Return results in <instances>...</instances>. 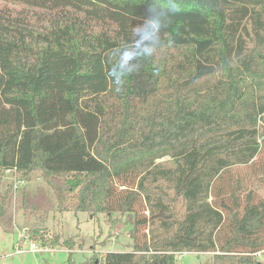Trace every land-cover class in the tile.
I'll use <instances>...</instances> for the list:
<instances>
[{"label": "trees", "instance_id": "obj_1", "mask_svg": "<svg viewBox=\"0 0 264 264\" xmlns=\"http://www.w3.org/2000/svg\"><path fill=\"white\" fill-rule=\"evenodd\" d=\"M0 2L23 7H0V175L19 207L52 211L18 186L40 171L59 212L124 216L129 251L85 264H261L264 0Z\"/></svg>", "mask_w": 264, "mask_h": 264}, {"label": "rangeland", "instance_id": "obj_2", "mask_svg": "<svg viewBox=\"0 0 264 264\" xmlns=\"http://www.w3.org/2000/svg\"><path fill=\"white\" fill-rule=\"evenodd\" d=\"M0 7L15 11L23 9L1 2ZM165 160L167 158L158 162ZM16 177L13 172L0 175V204H4L6 210L0 219V264H68L70 252L72 264H85L91 255L100 259L106 252L129 251L132 241L124 216L114 215L109 218L106 214L59 212L52 192L43 181L42 173L34 171L30 181L18 186L24 187L29 195L39 193V203L49 202L52 211L47 213L44 221H40L34 213L19 207L21 197L17 195L19 192H15ZM44 197L47 201H44ZM34 227L43 229L46 233L44 240H51L54 234H60V243L70 238L72 250L62 245L40 248L39 238L35 244L25 235L27 230ZM211 259V253H181L175 256V264H210ZM257 259L264 264V252L257 254Z\"/></svg>", "mask_w": 264, "mask_h": 264}, {"label": "built area", "instance_id": "obj_3", "mask_svg": "<svg viewBox=\"0 0 264 264\" xmlns=\"http://www.w3.org/2000/svg\"><path fill=\"white\" fill-rule=\"evenodd\" d=\"M20 250H17V252H19Z\"/></svg>", "mask_w": 264, "mask_h": 264}]
</instances>
